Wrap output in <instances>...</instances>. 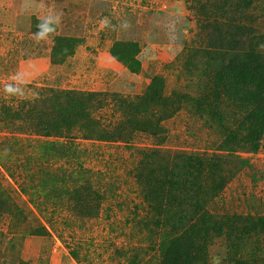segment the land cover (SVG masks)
Here are the masks:
<instances>
[{"label":"rangeland","instance_id":"rangeland-1","mask_svg":"<svg viewBox=\"0 0 264 264\" xmlns=\"http://www.w3.org/2000/svg\"><path fill=\"white\" fill-rule=\"evenodd\" d=\"M32 19L57 30L33 34ZM55 36L80 40L60 65ZM116 42L138 45L137 75ZM232 49L242 67L264 56V0H0V199L17 208L0 214V264H264V133L219 81ZM159 77L173 108L128 136ZM63 90L105 95L96 118L122 139L43 137Z\"/></svg>","mask_w":264,"mask_h":264},{"label":"trees","instance_id":"trees-1","mask_svg":"<svg viewBox=\"0 0 264 264\" xmlns=\"http://www.w3.org/2000/svg\"><path fill=\"white\" fill-rule=\"evenodd\" d=\"M220 17L228 20L229 24L232 22L237 23V16H233L234 19L223 16ZM214 23L215 27H220L225 31V23H218L217 19ZM208 24V22L203 21L204 29ZM38 25H40V27H38ZM31 29L33 34L40 36H52L57 30L55 26L37 19H32ZM53 43L54 46L51 51V62L52 64L60 65L73 55L80 40L55 36L53 38ZM221 50L224 52L222 53V56L227 57V47H225V49L221 48ZM232 52L234 63L232 72L221 74V76H219V81H227V85H222V87L229 90L232 108L240 111H243L244 109L255 111L257 113L255 117L256 125H258L261 128V132L264 133V56L252 49L248 55L249 57L251 55L250 59L247 60L246 65L242 67L239 64L240 59L237 64L235 63L243 54L239 51H235V49H232ZM138 53L139 47L134 43L116 42L110 48L111 57L126 67L128 71L134 75H137L141 70L140 61L137 59ZM214 64H221L220 58H212L205 67L212 68ZM248 75H251L254 79ZM163 89L164 81L162 78H155L151 81L145 95L140 99L138 104L140 105V109L137 110L138 112H136V115L129 123L130 131L127 134L128 136L131 135L132 132H153L152 126L148 124L146 120V115L148 113L147 109L150 110L151 108H155V110L162 115V119H167V112L171 111L173 106H171V100L169 98L163 97ZM105 97V95L93 93L77 94L65 90L55 91L49 98L50 110L47 114H41L42 121L44 122V124H42V136L68 138V140H73L74 137L71 135V132L74 129H77L79 133H82L85 140L111 142L122 139V135L124 134L120 132V130L110 131L105 129L96 118V114L106 106ZM127 135L126 137H128ZM253 143V148L258 150L259 144H257V141L254 140ZM51 147L53 149L56 148L55 145H51ZM65 151L66 150L63 148L62 152L54 155L67 157V152ZM65 194H69L68 190H65ZM0 195H3L1 186ZM94 195L96 198L100 197L97 193ZM74 199L77 204L92 208L88 204L90 200L87 201L75 196ZM89 199H92V197ZM11 209H13L14 212ZM0 211V214L14 215L17 208H10L6 204H1L0 199Z\"/></svg>","mask_w":264,"mask_h":264},{"label":"clouds","instance_id":"clouds-1","mask_svg":"<svg viewBox=\"0 0 264 264\" xmlns=\"http://www.w3.org/2000/svg\"><path fill=\"white\" fill-rule=\"evenodd\" d=\"M38 27H40V25H38ZM6 91H9V92H11V88L9 87V88H7L6 89Z\"/></svg>","mask_w":264,"mask_h":264}]
</instances>
